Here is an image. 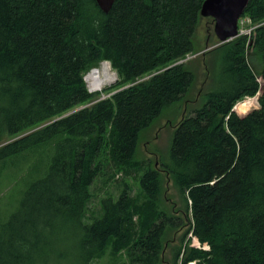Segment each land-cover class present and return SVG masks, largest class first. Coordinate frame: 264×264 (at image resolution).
<instances>
[{
	"label": "trees",
	"instance_id": "1",
	"mask_svg": "<svg viewBox=\"0 0 264 264\" xmlns=\"http://www.w3.org/2000/svg\"><path fill=\"white\" fill-rule=\"evenodd\" d=\"M204 1L116 0L106 14L96 0H0V142L14 138L0 147V187L28 179L13 210L0 208V264H162L166 231L184 224L159 205L160 171L135 155L141 131L195 82L184 60ZM244 16L257 27L208 51L215 86L162 163L210 247H188L183 264H264V0ZM103 61L117 81L90 92L85 75ZM245 98L238 110L259 107L240 115Z\"/></svg>",
	"mask_w": 264,
	"mask_h": 264
},
{
	"label": "rangeland",
	"instance_id": "2",
	"mask_svg": "<svg viewBox=\"0 0 264 264\" xmlns=\"http://www.w3.org/2000/svg\"><path fill=\"white\" fill-rule=\"evenodd\" d=\"M243 20L244 23L243 26H241V29L244 32H250V34H252L254 29L257 27V24L252 23L249 16H244ZM214 24V19L211 17H202L198 23L194 35L195 53L188 55L185 60L187 66L196 72V79L186 97L178 102L166 106L160 116L155 119L148 128L142 130L139 136L135 160H148L149 162H151L153 168H157L160 171L161 193L159 198V205L168 214H174L181 217L180 219L183 220L184 224L180 228L168 229L166 231L164 236L165 245L162 252V264H183L182 260L184 252L188 247H196L205 250H209L210 248L207 244H203L196 237H193L192 232L190 231L191 223L185 213L186 210L183 202V197L170 174L163 169L162 163L167 162L170 159V149L173 141L174 131L177 128L179 122L194 108L200 107L205 100L206 92H208L215 86V78H213V76L211 77L209 73V75L207 74L203 65V62L210 58L208 51L213 50L220 45L219 40L214 32ZM101 65L102 64H99L94 68H98ZM109 66L111 72L114 73L115 80L102 86L100 90H97L98 92H103V89L105 87L114 85L117 81L118 76L116 71L111 67L110 63ZM92 69L88 73H90ZM103 96L104 94L101 95L102 98ZM257 98H259V95H257L253 100H257ZM251 101V98H245L237 102L234 110L240 115H245L252 109L259 107V104L257 103V105L250 107V109H246L247 112L238 110L236 108L240 103L245 104ZM13 139L14 138L5 137L0 142V147L12 141ZM47 149L48 148L40 149L34 153L26 155L22 159L21 164L26 165L28 163V160L32 159L33 157H43ZM26 157H28V160H26ZM27 171H25L26 174H29V171ZM117 178L118 180H121V175H118ZM127 180L134 188L133 196L137 199H140V201H143L144 198L137 181L134 178L132 179L130 177ZM27 184L28 179H25L24 177H17L12 181L6 180L4 184L1 185L0 208L2 210V216H6L7 213L9 211L11 212L13 210V207L18 204L21 192L26 188ZM110 187V192L114 193L115 195H117V193H119L121 189V187H119V184L115 183V181L111 183ZM97 193L99 195L90 205L88 216L92 214L93 210L99 208L98 198L103 194V191L98 188ZM179 248H181V254L179 258H176L175 253ZM125 258V255L119 257L118 259H113L110 258L109 255H106L105 257L96 261L94 264H122V262L125 261ZM197 263L198 260H195L193 262H190L189 264ZM48 264L55 263L54 261H51ZM59 264H69V262L61 260Z\"/></svg>",
	"mask_w": 264,
	"mask_h": 264
},
{
	"label": "water",
	"instance_id": "3",
	"mask_svg": "<svg viewBox=\"0 0 264 264\" xmlns=\"http://www.w3.org/2000/svg\"><path fill=\"white\" fill-rule=\"evenodd\" d=\"M96 2L99 8L107 14L116 0H96ZM249 2L250 0H205L203 2L201 16L214 19V32L220 44L229 42L240 35L239 20Z\"/></svg>",
	"mask_w": 264,
	"mask_h": 264
},
{
	"label": "bare ground",
	"instance_id": "4",
	"mask_svg": "<svg viewBox=\"0 0 264 264\" xmlns=\"http://www.w3.org/2000/svg\"><path fill=\"white\" fill-rule=\"evenodd\" d=\"M88 78L92 83L93 90H100L102 86L115 80L114 73L111 72L109 63L107 62H104L100 67L92 70Z\"/></svg>",
	"mask_w": 264,
	"mask_h": 264
},
{
	"label": "built area",
	"instance_id": "5",
	"mask_svg": "<svg viewBox=\"0 0 264 264\" xmlns=\"http://www.w3.org/2000/svg\"><path fill=\"white\" fill-rule=\"evenodd\" d=\"M243 23H244V20L242 19L241 20V26H243ZM241 34H250V32L249 33H247V32H244L242 29H241ZM94 70V69H93ZM88 75H89V73L85 76V80H86V82H87V87H88V89H89V91L90 92H96L97 90H93L92 89V83H91V81L89 80V78H88ZM105 97V96H104Z\"/></svg>",
	"mask_w": 264,
	"mask_h": 264
}]
</instances>
